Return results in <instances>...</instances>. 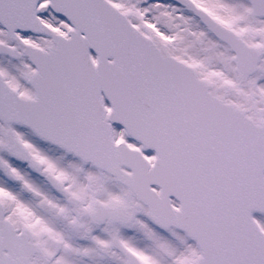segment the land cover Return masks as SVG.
I'll use <instances>...</instances> for the list:
<instances>
[{"label":"snow or ice","instance_id":"6c2138e0","mask_svg":"<svg viewBox=\"0 0 264 264\" xmlns=\"http://www.w3.org/2000/svg\"><path fill=\"white\" fill-rule=\"evenodd\" d=\"M0 264H264V0H0Z\"/></svg>","mask_w":264,"mask_h":264}]
</instances>
